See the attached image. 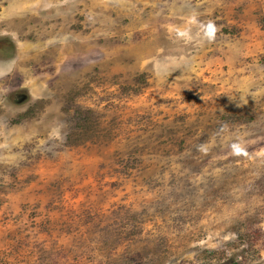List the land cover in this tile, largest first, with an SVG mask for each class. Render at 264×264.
Listing matches in <instances>:
<instances>
[{"label":"rangeland","instance_id":"rangeland-1","mask_svg":"<svg viewBox=\"0 0 264 264\" xmlns=\"http://www.w3.org/2000/svg\"><path fill=\"white\" fill-rule=\"evenodd\" d=\"M0 264H264V0H0Z\"/></svg>","mask_w":264,"mask_h":264},{"label":"clouds","instance_id":"clouds-1","mask_svg":"<svg viewBox=\"0 0 264 264\" xmlns=\"http://www.w3.org/2000/svg\"><path fill=\"white\" fill-rule=\"evenodd\" d=\"M214 33H215V27L213 25H209L208 27V35L210 37L214 36Z\"/></svg>","mask_w":264,"mask_h":264}]
</instances>
